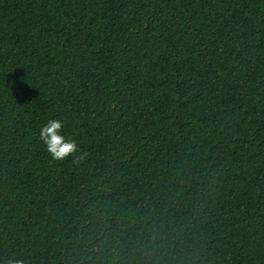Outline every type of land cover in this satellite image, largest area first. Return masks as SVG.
Listing matches in <instances>:
<instances>
[{"label":"trees","instance_id":"obj_1","mask_svg":"<svg viewBox=\"0 0 264 264\" xmlns=\"http://www.w3.org/2000/svg\"><path fill=\"white\" fill-rule=\"evenodd\" d=\"M15 261L264 264V0H0Z\"/></svg>","mask_w":264,"mask_h":264},{"label":"clouds","instance_id":"obj_2","mask_svg":"<svg viewBox=\"0 0 264 264\" xmlns=\"http://www.w3.org/2000/svg\"><path fill=\"white\" fill-rule=\"evenodd\" d=\"M62 128L63 124L60 120H50L40 130L39 139L44 143L53 160L60 162L72 156L73 163L79 164L88 157V153L83 152L76 155L79 152L76 142L66 139L61 134ZM15 264H23V262L15 261Z\"/></svg>","mask_w":264,"mask_h":264}]
</instances>
